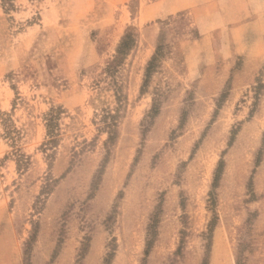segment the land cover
I'll return each instance as SVG.
<instances>
[{"label":"rangeland","instance_id":"1","mask_svg":"<svg viewBox=\"0 0 264 264\" xmlns=\"http://www.w3.org/2000/svg\"><path fill=\"white\" fill-rule=\"evenodd\" d=\"M0 264H264V0H0Z\"/></svg>","mask_w":264,"mask_h":264}]
</instances>
